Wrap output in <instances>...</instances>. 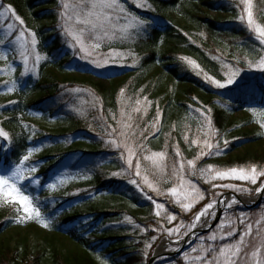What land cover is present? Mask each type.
Masks as SVG:
<instances>
[{"label":"trees","instance_id":"16d2710c","mask_svg":"<svg viewBox=\"0 0 264 264\" xmlns=\"http://www.w3.org/2000/svg\"><path fill=\"white\" fill-rule=\"evenodd\" d=\"M2 2L12 6L15 15L24 21L23 28L27 32L36 33L37 47L47 57L36 80L28 79L23 90L0 97V128L8 133L11 140V143L5 142L7 149L0 150L4 168L17 165L29 147V137L19 125L18 115L24 114L23 119L27 120L24 109H29L57 117L64 112L60 104L63 90L82 85L100 100L97 116L102 119L107 113H112L120 123L116 122L117 125L112 124L111 127L121 126L122 130H125V124L131 125L124 135L134 149L145 145L147 152L165 154V181L159 179L160 173L147 167L152 189H143L146 196L141 198L130 186L105 179V173L96 175V178L77 185L93 189L95 194H101V198L96 196V200L95 197L91 199L90 191H82L65 198L72 204L69 207L75 206L74 210H68L41 186L73 153L81 152L86 157L96 155L79 148L88 140L80 137L82 141L72 143L61 155L54 152L39 159L49 162L39 168V187L27 191L36 207L48 217L50 233L38 230L31 222H27V227L21 231L22 223L17 222L21 216L18 207L0 201V264H147L150 250L162 232L164 234L171 228L168 213L154 214L153 201L165 204L167 209L172 208L167 191L178 186L181 176L177 166L185 160H194L193 163L203 160L198 158L200 152L197 149L203 137L197 120L189 117L186 108L192 99L202 101L211 109L209 115L213 130H231L228 137L230 149L222 162L216 161L220 168L244 167L250 170L256 166L258 171L264 170V137L250 125L249 119H233L225 108L214 104L219 98L213 95L215 90L208 79L211 77L224 83L227 68L247 69L250 62L253 65L264 54V45H260L256 34L248 29L247 5L243 0H148L151 10L133 5L134 12L141 14L139 17L150 21L147 34L134 33L131 40L123 45L125 63L133 62L130 67H122L114 75L98 81L73 76L66 70V66L71 64L70 58L62 56L58 33L50 27L55 22L51 12L52 0ZM252 11L255 23L264 27V0H252ZM211 12L215 15H210ZM247 82L237 88L220 91L224 98L230 100L231 109L264 107V90L257 94L251 91L252 87ZM130 111L133 113L128 122L126 115ZM73 123L77 130L70 128L62 133L43 136L68 134L77 138L80 122ZM238 140H244L240 146ZM191 142L196 143L195 147H189ZM65 146L55 144L54 147L62 150ZM174 164L177 169L175 175ZM261 178L264 176L258 177L259 180ZM77 185L73 188L77 189ZM194 186L205 191L202 193L204 197H209L216 194L218 182L198 177ZM109 199L113 202L109 203ZM112 204L121 205V209ZM201 204L198 203L187 213L178 209L176 223L192 225L196 214L203 208ZM243 211L239 210L240 214ZM122 215L141 227L142 232L131 236L125 229L113 225L116 218ZM86 218L99 221V227L85 225ZM79 220L80 223L77 222ZM146 244L151 247L146 248ZM219 246L213 247L218 249ZM175 260L170 258L165 261L174 263Z\"/></svg>","mask_w":264,"mask_h":264},{"label":"rangeland","instance_id":"374dc122","mask_svg":"<svg viewBox=\"0 0 264 264\" xmlns=\"http://www.w3.org/2000/svg\"><path fill=\"white\" fill-rule=\"evenodd\" d=\"M54 2L53 7L51 8V12L55 16V22L50 27H53L55 31L58 33V37L60 39L61 47H62V56L68 55L70 58V65L66 66V70L71 73L73 76H83L87 78H91L95 81L102 80L108 76V75H114L116 71H120L122 67H130L131 64H126L124 61L126 56L123 51V45H125L127 42H129L134 34L132 32V35H130L126 39H112V40H104L100 41L101 47L99 49H96L95 52L92 53V55H89L87 50L84 52L79 51V46H77L76 49L70 48L68 46V39L62 32L61 23L59 17V12L61 10V0H52ZM71 2V0H69ZM135 5L132 0H125L124 7L132 14L136 16H141V14L137 11L134 12L136 9H132V6ZM136 7V5H135ZM138 8V7H136ZM210 15L214 16L215 14L213 12L210 13ZM5 16L9 17L8 20H5L3 18H0V38H3L4 32L8 31L7 24L11 23L14 33L18 34L20 31H23L25 33V39L30 40L31 37L28 36V32L23 28V25L19 23L18 20L15 19V16L12 15L10 12H6ZM132 30H130L131 32ZM90 42H85V48H88ZM122 51H121V50ZM5 49L0 47V53H4ZM37 53L42 57V59L36 63L35 65V74L29 75L27 77L22 76L23 72V65L21 63L22 57L19 55L18 50L8 51L6 54L9 57L7 60L0 59V69H4V71H0V97L3 96H11L15 94L16 92H19L25 88V84L28 79L36 80L38 76H40V70H41V64L45 63L46 60L43 59V57H46L44 54L41 53V51L37 47ZM128 57V55H127ZM264 57V54L263 56ZM134 61V60H133ZM257 60L254 62L252 67H249L246 69L241 68H235V69H229L227 68V71L225 73V82L223 84H227V81L229 77L232 75V73L235 70H239V75L234 76L233 79L238 83L240 86L243 85L244 81H248V85L251 86V91L256 92L257 94L260 93V91L264 90V71L260 70L257 67L258 64ZM34 56L29 58L28 67L32 68L34 63ZM99 63V67L96 66V64ZM14 65L15 71H12V66ZM247 79V80H244ZM16 80L18 81V87L14 91H7L8 85L10 83ZM212 83V82H211ZM213 84V83H212ZM237 84L228 85L226 88H217L215 84H213V89L215 92H213L214 96H218L219 99L214 101L215 105H220L221 107L225 108L226 111L230 114V116L233 119H249V123L252 127L257 129V133L262 135L264 137V127H261V125H264V107H250L245 110H238L235 111L231 109L230 105L228 104L227 98H224L223 95H221L220 91H227L232 88L239 87ZM60 104L63 105L64 112L60 113L57 117H51L49 113H40V112H32L29 111V109H24V113L26 114L27 120L23 119V115H18V121L19 125L22 127V130L26 133V135L29 137V147L30 148H39V151L34 152L31 156L29 161L26 162V164H34L37 167L36 173H29L27 172V168L24 169L28 180L23 181L22 183L27 184L29 180H31L33 177H36L40 180L39 176V168L45 164L48 163L49 160H39L40 158H45L44 156L58 152L57 154H62L65 152V148H67L69 145H72V143L76 141H82L80 137H85L87 140L86 144L83 146H80L79 148L85 149L87 152H93L96 153L94 156L86 157L81 154V152L73 153L72 155L66 157L63 161L64 163L61 164V167L53 172L50 175V178L48 182L41 188L43 191H48L50 195L56 197L59 204H62L64 207H68V210H74L75 206L69 207L72 205L71 203L66 202L65 198L70 197L71 195H78L83 193L89 192L91 193V199L96 200V196H100L101 194L97 193L95 194V191L93 189H90L89 187H80L77 185L79 182L83 181H89L92 178H96V175L101 176L102 174L105 176V179H110L113 182L117 183H123L124 186H130L134 191L139 194L141 198H145L146 194L143 193V189L145 190H151L152 188L149 187V180L147 177V167L152 168L156 173H160L158 171L160 165H165V155L162 158L159 154L161 152H147V147L144 145H139L137 147L138 150L134 149L130 142L126 140L125 135H121V132H125L128 130L129 127L125 124V130H122L121 126H115V127H109L112 124L117 125L116 122L120 123V120L113 117L112 113H107L104 115V117H99L96 114V111L100 108V100L99 98L94 95L87 87L85 86H74L73 88H65L63 92L60 95ZM230 101V100H229ZM201 102V103H200ZM102 106V105H101ZM186 108L188 110L189 117L192 119H196L198 123V128L200 130V135L203 137V142L200 145H197V149H199L198 158H202L203 160L200 163H192L189 164L187 160L183 163L184 167L181 170L179 166H177L178 173L183 179H179L177 191L178 196L174 197L170 193V189L167 191L169 197L172 200V208L167 209L165 208V204L162 208H156L155 204L159 203L157 200L153 201V207H154V214L156 216L157 213L162 214L163 212H166L169 214V216H172L174 214L175 218L170 220L171 228H169L168 231H166L164 234L162 232V235L159 237L158 241L155 243L154 247L150 250V255L154 252L157 244L160 240L166 241V242H177L180 241L183 237H185V233L187 232V235L197 226L200 227H209V225L213 222V220L216 217L217 214V201L218 199L225 194L226 192H235L237 194L243 195L245 197L255 199L256 193L255 189L261 185V183H264V178H261L260 180L257 179L256 184H251L250 181H241L237 179L232 178H225V179H211L213 182H218V188L215 190L216 194L211 195L209 197H204L203 199H194L193 196L195 193H193V196L187 195L189 192H193V188L198 189L194 186V183L196 182V179L202 178V179H209L206 175L200 174V169L207 168L211 166L212 168V176H215V172L217 170L223 171L224 169L220 168L216 161L222 162L223 158L226 156V153L228 149H230L228 137L230 136L231 130H221L216 131L213 130L212 122L211 124L208 123V121H211L210 115H209V108L206 107V105L198 100V99H192V101L186 105ZM102 112V110H101ZM103 113V112H102ZM133 111H130L129 115H126V121H130ZM203 114V115H202ZM60 121V122H58ZM73 121H76L77 123L80 122L79 126V136L77 138H72V135H66V136H54V137H48L43 136L48 133H62L70 128H74L77 130V126L74 127ZM121 125V124H120ZM112 129H116L117 131L115 133H112ZM86 131V132H85ZM110 133H112L110 135ZM119 133V134H118ZM84 139V138H83ZM3 140V138H0V141ZM70 140V141H68ZM115 140L116 143H112L111 141ZM208 141L209 143L213 144V149L211 150L213 153H215L216 148L215 146L219 145V154H212V155H204L202 153L209 152V149L207 148L205 141ZM225 141L228 143L225 145ZM244 140H238V146L243 143ZM7 141H4L0 143V145H3V149H7L8 144L6 145ZM55 144L59 145H66L64 149L57 150ZM10 145V144H9ZM118 145H120L118 147ZM189 147H195L196 143L191 142L188 144ZM78 148V149H79ZM27 149V150H28ZM128 149H131L134 153L131 155V159L133 161V167L130 169L127 164V159L130 156V153ZM27 151L25 155H27ZM156 154V155H153ZM148 156L150 159L145 160L143 157ZM137 159L140 161V176H135V164ZM50 161H53L50 160ZM69 162H71V166L69 165ZM192 162H195L192 160ZM16 165H13L11 168H15ZM0 169H4L0 162ZM227 170V169H225ZM113 173H119L120 175H113ZM2 174V173H0ZM161 174V173H160ZM87 177V178H86ZM129 179H136L140 183V188H137V186L130 184L128 181ZM61 181L63 183L61 184ZM147 181V182H145ZM193 181V182H192ZM49 184H55L57 185L55 188H49ZM77 185V189L73 188V186ZM228 185L234 186V187H227ZM20 186V185H18ZM39 185L31 184L28 188H35L37 189ZM240 189V191H236L235 189ZM245 189H248V191H244ZM27 190V191H28ZM199 190V189H198ZM200 193H204L205 191H200ZM27 194V192L25 193ZM159 199V198H158ZM182 201L183 204L190 205V210L194 206H196L198 203L202 204L203 207L207 205L210 202L215 201L214 208L210 209L209 211L212 213L211 216H201L200 220L194 221L195 227L189 231V225L188 223H176V215H179V212H177L178 209H182L185 213L189 212L190 210H185L184 207H182L181 204L177 203V200ZM235 199H231L226 205H224L223 210L220 214V217L216 223V225L211 228L209 231L204 233L203 235H200L196 238L194 243L189 246L184 252L176 257L175 262H167L165 260L170 259V257H160L155 258V261L152 264H192L193 257L200 254L203 255L202 252L199 250L206 247L209 244H212L213 246H221L222 244H228L231 241L228 240H221L220 236L222 235V232L220 231V225L221 223L225 224V227L223 229L224 232L229 231V227L227 226L228 221L231 220L232 227L238 228L239 231L237 232V236L242 233L247 224L252 225V235L245 237V242L249 244L248 247L244 249L245 252L251 253L255 249V246L260 244L262 241H264V197L262 198L260 205L255 210H246L243 205H241L239 202L232 203L231 207H227V205ZM0 201L6 204H13L18 207L20 210L21 215H23V209L22 206L19 205L16 202H13L11 197H0ZM108 202H113L112 199H109ZM160 204V203H159ZM114 205V204H112ZM33 206L36 207L35 202H33ZM63 207V208H64ZM114 207L121 209V205H114ZM240 211H243L242 214H240ZM247 212H246V211ZM237 211V212H235ZM252 211H256L255 213H251ZM41 217L45 219L48 223V217L41 213ZM127 218V219H126ZM243 218L245 221V224L240 223V219ZM89 221V223H87ZM27 222H31L34 226L37 227L38 230L46 233H50L48 230L49 228L45 229L35 220H28ZM22 223V228H20L21 231L25 229L26 223ZM78 223L81 222V220L77 221ZM259 222V223H258ZM190 224H192L189 221ZM84 224L91 226L93 225L95 228L99 227V221H95L94 218H86L84 219ZM175 224V225H174ZM116 227H121L127 231L128 234L131 236L136 235L137 233L142 232L141 227L135 225L133 221L128 217L118 216L115 220V223H113ZM261 229V233L259 236L256 235L257 228ZM178 229V231H176ZM171 231V234H169V231ZM216 234V241H210L207 240V237L211 234ZM232 241L236 240V237L231 238ZM136 243V242H135ZM219 246V247H220ZM177 248V245L172 244L168 245L165 249V252L175 251ZM196 248L198 252H193L192 249ZM262 255H264V248H262ZM221 261L223 260V257L220 258ZM100 262H102V259H98ZM195 264H201L199 260L195 261ZM248 264H254V260L252 258H249Z\"/></svg>","mask_w":264,"mask_h":264},{"label":"snow or ice","instance_id":"6c2138e0","mask_svg":"<svg viewBox=\"0 0 264 264\" xmlns=\"http://www.w3.org/2000/svg\"><path fill=\"white\" fill-rule=\"evenodd\" d=\"M125 0H61V10L59 12L61 23V28L63 34L69 38L68 46L70 48L76 49L79 46V51L84 52L87 50L89 55H92L96 49L101 47L100 41L104 40H112V39H126L132 32L136 35H146L148 31V25L150 21L148 19L136 16L130 13L124 7ZM132 2L138 8H144L147 10L152 9V5L148 2V0H132ZM243 2L247 5V26L250 32H254L259 39V44L264 45V27H261L259 24L255 23L253 19V11H252V0H243ZM6 12L12 13L15 16V19L19 21L21 25L24 24V21L20 19L19 16L15 15L14 9L11 5H5L2 0H0V18L8 20L9 17L5 16ZM243 19V18H242ZM8 31L4 32L3 38H0V47L5 49L4 53H0V59L7 60L9 57L7 56L8 51L18 50L19 55L23 58L21 63L23 65L22 76H29L35 74V65L38 63L42 57L37 53V45L39 43L35 32H28V36L31 37L30 40L25 39V33L20 31L18 34L14 33L12 24H7ZM130 30H132L130 32ZM90 42L88 48H85V42ZM34 56V63L32 68L28 67L29 58ZM43 59H47V57H43ZM183 59V58H182ZM99 67V63L96 64ZM249 67H252V63L250 62ZM257 67L264 71V57H261L258 61ZM0 71H4V69H0ZM12 71H15L14 65L12 66ZM239 75V70H235L232 75L229 77L227 84L219 83L216 80H213L211 77H208L209 80L213 84L216 85L217 88H226L228 85H233L238 83L233 79L234 76ZM18 81L13 80L10 85L7 87V91H14L18 87ZM147 99V98H145ZM14 103V102H12ZM138 111V109H135ZM209 112L211 109L208 110ZM123 115V113L121 114ZM203 115V114H202ZM211 124V121H208ZM155 125H153L154 127ZM109 127H111L109 125ZM127 127H131V125H127ZM264 127V125H261ZM117 130L112 129V133H115ZM143 131H146L143 130ZM143 131L141 135H143ZM110 133V135L112 134ZM124 135L123 132L120 133ZM0 138H3L4 141L11 143L10 137L7 132L0 128ZM187 139V137H185ZM112 143H116L115 140L111 141ZM225 145L228 143L224 142ZM209 152L202 153L204 155H212L219 154V145L215 146L216 151L213 153L211 150L213 149V144L209 143L207 140L205 141ZM120 145H118L119 147ZM3 149V145H0V150ZM39 151V148H30L27 150V155H23L21 159L18 160L15 168H4L0 169V197H11L13 202L18 203L22 206L23 215H21L17 222L25 223L28 220L37 221L40 226L47 229L49 227V223L41 217V211L39 207L33 206V199L29 195L25 194L31 184L39 185L40 180L36 177H33L28 181L27 184L22 183L25 180H28V177L24 171L27 168V172L36 173L37 167L34 164H26L29 161L30 156ZM130 156L127 159V164L131 169L133 167V161L131 159V155L134 153L131 149H128ZM177 156H179V150H176ZM156 155V154H153ZM162 158L164 157V153L159 154ZM145 160L150 159L148 156L143 157ZM192 164V161L188 162ZM71 166V162L69 165ZM140 161L137 159L135 164V176H140ZM164 165H160L158 171L161 173L159 179L161 181H165V175L163 174ZM180 169L182 170L184 165L180 163ZM201 175L208 176L209 179H225L232 178L241 181H250L251 184H256L258 177L264 176V170H257L256 166H252L249 169L244 167H232L227 170H217L215 172V176H212V168L211 166L200 169ZM173 174H177V169L175 164L173 165ZM113 175H120L119 173H113ZM156 175V173H153ZM87 178V177H86ZM182 179V177H180ZM130 184L137 186L140 188V183L136 179H129ZM147 182V181H145ZM63 181H61V184ZM20 185V186H18ZM57 185L49 184V188H55ZM152 187V185H149ZM216 187V185H214ZM227 187H234L228 185ZM155 190V189H154ZM236 191H240V189H235ZM244 191H248L245 189ZM256 193H260L264 191V183H261L259 187L255 189ZM170 193L172 196H178V191L176 187H172L170 189ZM193 193L195 195L193 196ZM189 196H193L194 199H203V194L199 192L198 189L193 188V192L187 193ZM235 200H232L227 207H231L232 203H235ZM178 204H181L185 210H190V205L183 204L179 199L177 200ZM215 201L208 203L205 205L195 217V221H199L201 216H211L212 213L209 211L214 208ZM156 208H162L163 205L156 203ZM159 215V213H157ZM174 214L169 216L168 219H174ZM127 219V218H126ZM241 224H245L243 218L240 219ZM259 223V222H258ZM227 226L229 227V231L224 232L223 229L225 227L224 223L220 225V231L222 235L220 236L221 240L231 241L228 244H222L218 249L213 247L212 244L207 245L206 247L200 249L199 251L203 253V255H196L193 257L192 264H195V261L199 260L201 264H248L249 258L254 260V264H264V255H262V248H264V241L255 246V249L251 251V253L245 252L244 249L249 246L248 243L245 242L246 236H251L253 229L251 224H247L245 230L237 236L238 228L232 227L231 220L228 221ZM195 227V223L189 226V231H191ZM169 231V234H171ZM178 231V229L176 230ZM261 233V229L258 227L256 230V235L259 236ZM187 235V232L185 233ZM236 237L235 241H232V237ZM207 240L216 241V234L211 233ZM146 248L151 247L150 244L145 245ZM193 252H198L196 248L192 249ZM147 255V253H145ZM221 257L223 260L221 261Z\"/></svg>","mask_w":264,"mask_h":264},{"label":"water","instance_id":"95a60500","mask_svg":"<svg viewBox=\"0 0 264 264\" xmlns=\"http://www.w3.org/2000/svg\"><path fill=\"white\" fill-rule=\"evenodd\" d=\"M225 196H232L233 198H235L238 202H240L246 209H248V210H253V209H256V208H258V206L260 205V202H261V200H262V198L264 197V191H261L259 194H258V197L253 201V202H251V203H249V204H243L242 202H241V197L240 196H237V195H235L234 193H227V194H225V195H223L220 199H219V201H218V206H217V209H218V212H217V215H216V218H215V220H214V222H213V224H212V226L211 227H213L216 223H217V221H218V219H219V216H220V213H221V205H220V203H221V200L225 197ZM207 231V229L205 230L204 228L203 229H194L189 235H187L186 237H184L183 239H182V242H181V244L178 246V249H177V251H175V252H165V253H162V254H153L152 255V257L149 259V262H148V264H152L153 263V261L155 260V258H157V257H165V256H169V257H176V256H179L184 250H185V248H186V244H187V242L189 241V238L192 236V242H193V240L197 237V236H199V235H202L203 233H205Z\"/></svg>","mask_w":264,"mask_h":264},{"label":"bare ground","instance_id":"6f19581e","mask_svg":"<svg viewBox=\"0 0 264 264\" xmlns=\"http://www.w3.org/2000/svg\"><path fill=\"white\" fill-rule=\"evenodd\" d=\"M241 200H242L243 203H245V204H249V203H251L254 199H251V198H248V197L243 196ZM228 202H229V199H228V198H223V199L221 200V204H222L223 206L226 205ZM196 228H197V229H201L202 227L197 226ZM162 240H163V239H162ZM162 240L159 241V243L157 244V246H156V248H155V253H156V254H158V253H159V254H162L163 252H165V249H166L167 246L169 245L168 242H166V241H162Z\"/></svg>","mask_w":264,"mask_h":264}]
</instances>
